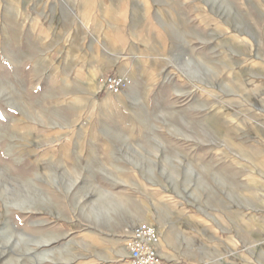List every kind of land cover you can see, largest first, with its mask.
Wrapping results in <instances>:
<instances>
[{
  "label": "rangeland",
  "instance_id": "374dc122",
  "mask_svg": "<svg viewBox=\"0 0 264 264\" xmlns=\"http://www.w3.org/2000/svg\"><path fill=\"white\" fill-rule=\"evenodd\" d=\"M149 220L264 264V0H0V264H126Z\"/></svg>",
  "mask_w": 264,
  "mask_h": 264
},
{
  "label": "built area",
  "instance_id": "2783aa9c",
  "mask_svg": "<svg viewBox=\"0 0 264 264\" xmlns=\"http://www.w3.org/2000/svg\"><path fill=\"white\" fill-rule=\"evenodd\" d=\"M100 83L101 92L118 96L133 85V80L125 75H105L101 77ZM159 244L160 236L157 229L149 224L139 223L125 245L126 264H166L159 254Z\"/></svg>",
  "mask_w": 264,
  "mask_h": 264
},
{
  "label": "bare ground",
  "instance_id": "6f19581e",
  "mask_svg": "<svg viewBox=\"0 0 264 264\" xmlns=\"http://www.w3.org/2000/svg\"><path fill=\"white\" fill-rule=\"evenodd\" d=\"M133 76V75H132ZM96 77L95 76H93L92 78H91V80H90V84H89V87L90 88H92V89H96ZM128 89V88H127ZM131 89V88H130ZM125 90H123V92H124ZM122 92V93H123ZM121 101V100H120ZM117 98L115 99V98H108V100H106L105 102H104V104L101 106L102 107V109L103 108H105V109H107L108 111H109V113L110 114H115L116 112H117V110L121 107V103L122 102H120ZM149 223H146V224H149V225H151V226H153L154 225V222L152 221V220H149L148 221ZM153 227H155V226H153ZM156 228V227H155ZM157 229V228H156ZM158 231V230H157ZM159 234V233H158ZM160 243H161V240H160ZM159 246H160V244H159ZM160 247H162V246H160ZM165 249V248H164ZM163 249V250H164ZM166 251V250H165ZM160 254V253H159ZM161 256V255H160ZM162 257V256H161ZM163 258V257H162Z\"/></svg>",
  "mask_w": 264,
  "mask_h": 264
},
{
  "label": "crops",
  "instance_id": "0c3cea01",
  "mask_svg": "<svg viewBox=\"0 0 264 264\" xmlns=\"http://www.w3.org/2000/svg\"><path fill=\"white\" fill-rule=\"evenodd\" d=\"M158 251H159V253H160V255H161L160 246L158 247ZM163 259H164V261H165L166 264H182V263L179 262L178 260L176 261V260H167V259H165V258H163Z\"/></svg>",
  "mask_w": 264,
  "mask_h": 264
}]
</instances>
